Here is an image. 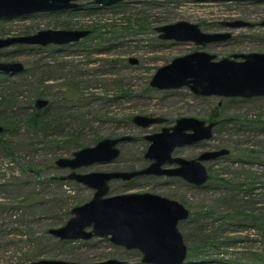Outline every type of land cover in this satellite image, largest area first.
Returning a JSON list of instances; mask_svg holds the SVG:
<instances>
[{
	"label": "rangeland",
	"instance_id": "1",
	"mask_svg": "<svg viewBox=\"0 0 264 264\" xmlns=\"http://www.w3.org/2000/svg\"><path fill=\"white\" fill-rule=\"evenodd\" d=\"M78 2L74 9L0 18V38L42 29L89 30L72 43L0 48V61L24 66L20 72L0 71V264L42 258L77 262L115 258L123 264H147L140 251L115 245L107 237L64 240L48 232L62 226L72 215L70 210L94 193L83 183L62 178L71 169L56 160L70 158L75 150L102 138L131 136L117 143L120 153L113 160L76 171L140 169L150 162L144 156L149 145L145 136L183 116L217 124L211 138L176 147L172 155L190 159L205 151L229 149L228 154L202 161L208 180L195 186L175 176L112 179L108 194L152 192L179 199L190 211L178 223L187 263L264 264V95L221 97L195 94L186 86L150 85L158 67L195 50L217 59L264 52L262 26L224 25L236 20L258 23L264 3ZM181 20L196 23L205 32L232 36L202 47L159 38L155 27ZM38 98L48 100L47 105L37 109ZM35 112L41 120L37 125L28 121ZM137 114L162 117L164 122L139 126L132 120Z\"/></svg>",
	"mask_w": 264,
	"mask_h": 264
},
{
	"label": "water",
	"instance_id": "2",
	"mask_svg": "<svg viewBox=\"0 0 264 264\" xmlns=\"http://www.w3.org/2000/svg\"><path fill=\"white\" fill-rule=\"evenodd\" d=\"M79 0H0V18H12L36 12L62 11L80 6ZM122 0H93L101 5L116 4ZM232 1V0H198ZM263 1V0H256ZM248 22L236 20L227 22L231 27ZM264 25V21L261 22ZM158 36L165 40L192 41L204 45L224 40L229 32L209 33L200 30L196 23L177 21L155 27ZM89 30L42 29L21 36L0 38V48L15 43L48 45L66 44L78 41ZM240 58V59H238ZM135 62V59H130ZM24 66L19 61H0V71L20 72ZM150 85L159 89L186 86L193 93L221 97H251L264 95V52L232 54L217 59L214 54L196 50L174 57L167 64L157 68ZM48 100L38 98L37 109L46 106ZM132 120L139 126L162 122V117L137 114ZM216 123L193 116L176 119L170 127L147 134L149 145L144 156L151 160L146 167L134 170L77 172L76 169L95 162H109L120 150L117 143L130 140L131 136L102 138L93 146L75 150L70 158H59L56 163L71 169L62 178L74 179L94 189L92 197L75 207L70 218L59 227L48 232L64 240L107 237L113 244L141 252V261L149 264H184L187 245L178 228V223L189 216V209L181 202L152 192H126L109 195L112 179L128 180L144 174L176 175L196 185L204 184L209 174L202 161L214 159L229 153V149L205 151L196 158L172 156L176 147L209 139ZM3 127L0 126V132ZM178 164L177 167L165 165ZM115 258L94 262H77L61 259H38L26 262L1 264H123Z\"/></svg>",
	"mask_w": 264,
	"mask_h": 264
},
{
	"label": "flooded vegetation",
	"instance_id": "3",
	"mask_svg": "<svg viewBox=\"0 0 264 264\" xmlns=\"http://www.w3.org/2000/svg\"><path fill=\"white\" fill-rule=\"evenodd\" d=\"M232 1H234V0H232ZM236 1H247V2H249V3H254V4H262V3H264V0L263 1H256V0H236ZM243 21V20H242ZM264 21V16H263V18L258 22V23H252V22H248V21H246V22H248L247 24H245V25H240V26H236L235 28H239V27H252V26H254V25H257V24H259L260 26H262L263 28H264V25L263 24H261V22H263ZM228 21H226L225 23H224V25L227 23ZM156 30V29H155ZM201 30V29H200ZM202 31V30H201ZM203 32H205V31H203ZM217 32H221V31H215V32H209V33H217ZM232 36V33L230 34V36L228 37V38H230ZM219 41H221V40H216V41H212V42H208V43H216V42H219ZM192 42V41H191ZM192 43H194V42H192ZM208 43H206V44H208ZM206 44H204V45H199V46H205ZM196 51V50H195ZM233 54H235V53H233ZM232 55V54H231ZM231 55H229V57H231ZM238 59H240V58H238ZM164 119V118H163ZM176 121V120H175ZM162 122H164V121H162ZM156 123H159V122H156ZM208 123V122H207ZM217 124V123H216ZM215 124V125H216ZM214 125V126H215ZM164 127V126H163ZM166 127H170V126H166ZM161 130V129H160ZM159 130V131H160ZM158 132V131H157ZM201 141H203V140H199V141H197V142H194V143H199V142H201ZM194 143H192V144H194ZM185 145H188V144H185ZM228 154V153H227ZM172 156H178V155H172ZM198 156V155H197ZM196 156V157H197ZM178 157H181V156H178ZM196 157H194V158H196ZM150 162H149V164L151 163V160H149ZM148 164V165H149ZM147 166V165H146ZM145 166V167H146ZM165 166H169V167H177L178 166V164H176V163H174V164H171V165H165ZM143 168V167H142ZM144 175H149V176H175V177H179V178H181L183 181H185V182H188L187 180H185V179H183L182 177H180V176H176V175H155V174H144ZM140 176H142V175H140ZM136 177H139V176H136ZM136 177H133V178H131V179H134V178H136ZM131 179H128V180H131ZM193 184V183H191V182H188V184ZM193 185H195V186H201V185H196V184H193ZM170 198H172V199H175V200H177V201H179L180 202V200L179 199H177V198H175V197H171L170 196ZM190 212V211H189ZM190 214V213H189ZM182 221V220H181ZM123 247V246H122ZM125 248V247H124ZM139 251V250H138ZM141 253V252H140ZM145 263V262H144ZM147 264H149V263H147Z\"/></svg>",
	"mask_w": 264,
	"mask_h": 264
},
{
	"label": "trees",
	"instance_id": "4",
	"mask_svg": "<svg viewBox=\"0 0 264 264\" xmlns=\"http://www.w3.org/2000/svg\"><path fill=\"white\" fill-rule=\"evenodd\" d=\"M17 91L15 90V93H16ZM14 92H13V94H15ZM37 114H38V112H35V113H33V115H31V117L29 118V120L28 121H30V123H32V124H34V125H37V124H39V123H37V122H39V121H41L40 119H38L39 117H37ZM263 229H264V225H263ZM220 259H217L216 261H219ZM224 262H226V263H224ZM217 263H220V262H217ZM184 264H191V261H189V263H187V262H185ZM220 264H230V262L229 261H222L221 260V263Z\"/></svg>",
	"mask_w": 264,
	"mask_h": 264
}]
</instances>
